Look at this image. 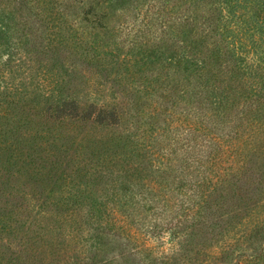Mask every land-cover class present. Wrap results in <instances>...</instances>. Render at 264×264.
Instances as JSON below:
<instances>
[{
	"label": "rangeland",
	"instance_id": "rangeland-1",
	"mask_svg": "<svg viewBox=\"0 0 264 264\" xmlns=\"http://www.w3.org/2000/svg\"><path fill=\"white\" fill-rule=\"evenodd\" d=\"M59 1L0 0V261L4 258L6 264H194L196 260L195 264L199 261L239 264L244 256L256 255L260 245L264 246V236L259 232L262 226L260 231L264 233V206L257 208L264 205L263 140L254 138L251 142L248 134L234 138L225 126L215 129L214 135L209 131L214 125L206 119H202L204 127L200 122L195 123L202 133H193L188 131L189 122L184 121L183 113L178 121L175 115H161L162 124L170 122L171 135L165 129L157 137L158 142L165 140L163 151L170 153V160L173 158L171 166L177 176L185 163L187 168L191 166L194 153L202 151L193 138L203 137L204 151L216 147L213 136L231 139L223 141L229 160L225 158L220 169L234 167L235 170L237 163L241 164V156H246L248 161H244V169L236 171L230 182L207 198L201 212L193 211L190 216L191 220L195 216L201 218L200 222L205 219L203 215L211 220L216 217L223 220L221 225L211 221L208 228L200 231V239L206 246L200 241L190 245L184 241L186 246H179L184 237L177 231L190 227H187V212L180 208L171 210L151 197L154 193L149 190L155 187V179L162 173L150 166L142 171L148 176L138 186L141 195L129 198L125 212L131 221L129 236L120 228L111 229L108 236L95 232L92 227L99 224L88 219L89 206H76L74 202L90 195L91 191L84 189L104 192L94 185L99 181L97 178L105 177L106 181L111 172H116L114 166L99 165L100 161L93 155L97 145L94 142L106 133L90 120L81 127L77 119H60L54 109L64 97L71 95L84 108L93 103H115L124 109L128 101L142 98L144 92L138 87L142 78L136 75L138 81L131 80L133 74H139L140 67L128 54L129 48L137 39L150 36L147 32L151 28L157 31L155 38L164 39L168 36L165 31H170L168 26H161L167 11L181 2L182 11H186L190 4L186 0H155L153 6L147 5L139 11L128 4L131 0L126 3L109 0L107 7L111 15L122 10L126 19H118L119 28L112 39L100 35L97 45L96 35H90L93 24L76 21L92 8L61 5ZM117 2L123 3L121 10L114 9ZM243 11L254 17L252 6H245ZM65 18L69 19L66 25ZM147 20L152 25H147ZM70 23L80 28L70 30L67 38L62 37L60 30ZM168 40L163 49L172 44L173 39ZM247 53L257 54L250 49ZM155 68L159 70L158 66ZM154 104L160 110L159 101L154 100ZM140 120L148 122L147 113ZM204 161L203 165H194L195 177L198 170H203ZM166 171L170 173L169 169ZM187 178L194 183L198 180ZM86 184L91 186L83 187ZM159 190L162 194L166 192L162 187ZM177 194L176 199H181ZM148 197L152 203L144 200ZM256 208L257 218L247 224L254 230L252 240H238L236 233L245 230L250 233V230L242 224L237 231V225ZM26 235L36 237L35 241L25 242ZM138 241L151 249L142 251ZM200 249L205 253L197 256Z\"/></svg>",
	"mask_w": 264,
	"mask_h": 264
},
{
	"label": "trees",
	"instance_id": "trees-1",
	"mask_svg": "<svg viewBox=\"0 0 264 264\" xmlns=\"http://www.w3.org/2000/svg\"><path fill=\"white\" fill-rule=\"evenodd\" d=\"M127 1L124 0L123 3ZM154 1L131 0L128 4L142 11L147 5L153 6L151 4ZM186 1L190 4L188 10L182 11L183 2H181L175 4V8L171 11H167V17L164 18L161 26L169 27L170 31H165V35L168 36L159 40L160 37L155 38L157 31L151 28L147 32L150 36L143 37L142 40L137 39L129 48L128 54H131L134 64L140 67L139 74H133L131 80L137 82L136 75L142 78L141 87L138 86L144 92L142 98L132 103L128 101L129 105L124 109L115 103L108 105L93 103L84 108L71 95L64 97L54 109L55 116L60 119L63 117L77 119L81 127L90 120L97 124L96 126L102 127L106 133L100 137L102 139L94 142L97 145L93 155L100 161L99 165L104 163L114 166L117 168L116 172H111V177H107L106 181H104L105 177L97 178L99 181L94 185L104 189V192L84 189L91 191L90 195L80 196L81 199L74 202L76 206L81 204L89 206L87 217L90 221L99 224L98 226L95 223L97 226L92 228L100 235L108 236L111 229L120 228L129 236L128 227L131 226V221L128 220L125 212L130 203L129 198L141 195L138 186L142 179L148 176V174L143 175L142 171L147 170L149 166L158 168L162 173L155 179V187L149 190L154 193L151 197L159 203H164L171 210L180 208L187 212L186 222L187 227H190H183L182 230L177 231L184 237L179 246H186L184 241L189 243L187 245L200 241L206 246L200 239V231L208 228L211 221L221 225L223 220L221 221L219 217L211 220L203 215L201 217L205 219L202 222H200L201 218L196 216L191 220L193 211L201 212L207 198L214 195L219 187H224L230 182L240 169L241 171L244 169L245 166L242 164L245 160L248 162L246 156H241L242 158L239 159L241 164L238 166L237 163L235 170L234 167L227 170L220 169L223 160L225 158L226 161L229 160L225 154L227 145H223V141L231 139L213 136L216 147L204 151L206 146L203 137L193 138L192 140H195L202 151L195 152V159L189 163L191 166L187 168L185 163V168L180 170L181 174L178 172L180 176H177L176 170L171 166L173 158L170 160V153L163 151L162 145L165 140L157 141V137L161 136V131L165 129L171 135L170 122L164 121L162 124L161 115H175L177 121L185 115L184 121L189 122L188 131L199 134L202 130L195 128V123L200 122L201 127H204L202 119H206L207 123L214 125L213 128H209L210 133L216 135L217 132L214 130H221L225 126L230 128L234 138L248 134L251 142L254 138L263 140L261 145L264 149V0ZM123 3L117 2L114 4V9L121 10ZM59 4L88 5L92 8L91 11L83 12L82 18L76 21L93 24L90 27L92 32L90 35H96L97 45L100 35L105 39H112L117 33L116 28H119L118 19H126L122 10L111 15L107 7L109 0H61ZM247 5L253 7L254 17L244 14L243 10ZM146 15L148 16V13ZM245 15L249 18L244 19ZM67 19H63L65 25L69 21ZM113 20L115 21L112 23ZM146 24L152 25L150 20H147ZM79 28H76V24L70 23L66 29L60 30L61 36L67 38L70 30L77 31ZM168 39H173V42L163 49ZM169 48L170 52H168ZM249 49L252 53L257 52L256 56L248 54ZM155 66L159 67L158 71ZM154 84H158V87H154ZM154 100L159 101L160 110L157 104H154ZM145 113L149 117L148 122L140 120ZM230 122H233L231 126H229ZM190 141L187 147L190 146ZM171 149L173 152L174 149ZM175 154L176 151L173 157ZM203 160L205 166L203 170H198L195 177L194 173L197 171L194 169L199 164L203 165ZM167 169L170 173L166 171ZM187 177L198 180L194 183ZM148 180L153 181L152 178ZM85 186L89 188L91 185L86 184L83 187ZM161 187L166 191L164 194L159 190ZM176 193L181 199H176ZM144 200L152 203L150 197ZM262 206L264 205L259 204L257 208ZM257 208L249 212L250 217L244 219L241 225H237V231L242 224L249 228L248 222L258 216ZM261 228L259 232L264 236L260 231ZM249 230L250 233L246 230L236 233L238 240L251 241L254 230L251 228ZM35 239L36 237L33 239L29 235L24 237L25 242L30 240L34 242ZM138 243L141 244L142 251L151 249L142 241ZM260 246L262 247L256 255L244 256L243 262L239 264H264V246ZM196 253L198 256L199 253L204 254L205 250L200 249ZM165 258L168 259L167 256ZM193 262L195 264L196 260ZM0 264H6L4 258L1 259ZM199 264H202V261H199Z\"/></svg>",
	"mask_w": 264,
	"mask_h": 264
}]
</instances>
